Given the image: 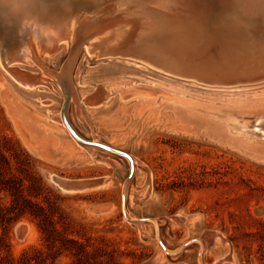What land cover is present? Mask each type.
<instances>
[{"label": "rangeland", "instance_id": "obj_1", "mask_svg": "<svg viewBox=\"0 0 264 264\" xmlns=\"http://www.w3.org/2000/svg\"><path fill=\"white\" fill-rule=\"evenodd\" d=\"M87 1L39 0L55 24L76 22L53 53L30 24L0 26V264H264V77L211 82L148 66L115 45L136 30L115 13L120 1ZM228 4L185 10L217 21ZM27 39L41 64L19 60ZM72 51L68 94L58 77ZM10 55L22 79L4 67ZM66 120L89 145L137 160L92 154Z\"/></svg>", "mask_w": 264, "mask_h": 264}, {"label": "bare ground", "instance_id": "obj_2", "mask_svg": "<svg viewBox=\"0 0 264 264\" xmlns=\"http://www.w3.org/2000/svg\"><path fill=\"white\" fill-rule=\"evenodd\" d=\"M99 1L102 0H92V4ZM119 1L115 13L122 14L123 17L130 20V23L133 24L132 26L136 30H133L134 32L129 35V40L128 38V41L126 40L127 42L123 43L124 39L121 36L122 40H116L117 44H114L119 47L123 45V48L128 47L129 50L126 53L128 54L130 51L129 54L131 56L142 60L146 65L150 66L151 63L172 73L198 80H206L209 78L206 76L216 72L227 74L228 78H224L222 81L229 80V82H247L262 77H251L249 74L253 76V74L264 72V0H227L229 3L228 8L225 10L224 6L225 13L217 21L209 20L207 16L208 12L206 13V11L205 15L207 17L202 15L203 13L201 15L196 14L192 9L187 12L185 8L190 6V0ZM38 2L39 0H0V6L2 7V10H0V26L4 30H9L11 26L7 24L10 23L17 25L23 31L26 27L29 28V26L31 27L30 31L33 29L38 30L44 36L46 42H42L46 43L47 50L53 53L60 48V43L69 45L70 37L73 34V25L76 22L72 25L70 22L71 18H63V12L60 10L62 6H60L58 11L59 13L62 12L60 15H62L63 19L61 21L57 20V24H55L56 18H59V16H55L52 10H50V13L48 11L47 13H43L42 9L48 10V8L45 9L43 3L41 4L43 8L39 9L40 7L38 6H40L41 2ZM55 2L56 5L57 1ZM87 2L90 1L88 0ZM34 8L41 10L46 22H42L38 18L36 13H34ZM70 15L73 16L71 12ZM73 17L76 18V16ZM28 24L30 25L28 26ZM2 28L0 32H2ZM12 28L15 30L14 27ZM8 35H10L9 32L6 33V39ZM117 37L119 38V35ZM115 39L117 38L114 37ZM24 42L22 43L24 44ZM35 45L36 42L33 39H29L24 46L23 56L19 57V60L28 62V59L33 57L37 63L41 64L40 62H43L41 58H39L38 54H34L36 51ZM78 46L76 44L74 46L75 49L72 50L75 51L80 48ZM90 48L87 45V50H90ZM17 54L22 55L19 52ZM13 57H4L6 59L4 67L7 65L6 70L9 69L17 78L21 77L22 79L23 76L17 67L8 66L15 59ZM76 57L73 56L72 51V56L69 57L65 69L58 77L65 85V91L68 94L72 90L71 75L77 60ZM242 75H249V77L243 79ZM27 79L21 80L20 83L33 87L36 82L32 81L35 79L26 81ZM77 105L79 106V102H77ZM67 120L66 127L73 138L76 141L83 140ZM94 142L101 141L94 140ZM105 144L110 148L125 152L132 159V164L137 160L131 153L117 149L107 143ZM85 148L92 154L98 151L97 147L89 144L85 145ZM104 154L107 157L119 155L105 149ZM62 188H64L63 184ZM124 212L127 215L126 208H124Z\"/></svg>", "mask_w": 264, "mask_h": 264}, {"label": "water", "instance_id": "obj_3", "mask_svg": "<svg viewBox=\"0 0 264 264\" xmlns=\"http://www.w3.org/2000/svg\"><path fill=\"white\" fill-rule=\"evenodd\" d=\"M251 77H260V76H262V77H264V72H261V73H258V74H253V76H252V74H249ZM249 75H242L243 77V79H246V78H248L249 77ZM206 77H209V78H207V79H213V81L212 82H216V81H221V82H224V83H240V82H242V81H240V82H229V80H225V81H222V80H224V78H228V75L227 74H225V73H218V72H216V73H211L209 76H206ZM262 77H260V78H262ZM259 79V78H258ZM252 81V80H251ZM254 81V80H253ZM246 82V81H245ZM247 82H249V81H247ZM80 141H82V142H85L86 144H90V142H87V141H84V140H81L80 139ZM93 144V143H92ZM93 145H95V146H97V147H100V148H103V149H105V150H108V151H111V152H114V153H116V154H119V155H121V156H124V157H127L130 161H131V164H132V159L125 153V152H122V151H119V150H116V149H113V148H110V147H108V146H106V145H104V144H100V143H95V144H93Z\"/></svg>", "mask_w": 264, "mask_h": 264}]
</instances>
